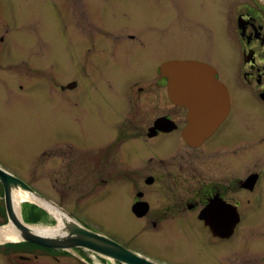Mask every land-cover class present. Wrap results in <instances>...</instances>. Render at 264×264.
Instances as JSON below:
<instances>
[{
	"label": "flooded vegetation",
	"instance_id": "af4514ba",
	"mask_svg": "<svg viewBox=\"0 0 264 264\" xmlns=\"http://www.w3.org/2000/svg\"><path fill=\"white\" fill-rule=\"evenodd\" d=\"M58 35L68 46L83 39L82 59L67 51L66 80L73 79L60 89L72 93L74 105H84L91 120L81 160L93 168V191L84 202L114 211L127 235L111 238L78 222L149 263L177 264L149 253L143 240L193 234L216 245L217 260L230 264L239 232L264 225L252 221L263 203L264 127L262 135L245 137L255 131L254 120H264V0H0L2 93L20 96L16 92L31 81L27 71L57 70V59L49 55L55 50L50 38ZM27 37L37 45V62L25 56L32 50L23 47ZM174 61L204 65L227 90L224 117L201 141H185L189 110L169 98L160 72ZM116 69L122 73L117 80L107 72ZM10 70L23 72L22 83H10ZM105 87L112 94L83 98ZM72 144L66 146L75 152ZM108 182L114 187L107 189ZM49 201L66 212L64 201ZM71 202L74 211L82 210L79 201ZM136 231L145 233L130 235ZM0 255V264H127L85 247L51 249L21 241L0 244Z\"/></svg>",
	"mask_w": 264,
	"mask_h": 264
},
{
	"label": "rangeland",
	"instance_id": "374dc122",
	"mask_svg": "<svg viewBox=\"0 0 264 264\" xmlns=\"http://www.w3.org/2000/svg\"><path fill=\"white\" fill-rule=\"evenodd\" d=\"M46 25L49 29L52 26L50 22ZM87 30L92 33L94 31L92 26ZM81 37L83 38L84 35L82 34ZM82 38H78L79 41L81 40L79 44L74 42L73 45L68 46L65 37L61 38L59 35L51 37L55 50L54 54L49 56L57 59V70L47 69L44 66L38 70L27 71L31 81L26 83L23 91L16 92V95L20 96H8L9 93L6 94L8 90L3 93L0 90V168L26 183L46 200L64 201L66 213L73 212L77 221L111 238H119V234L127 235V232L116 218L114 211L103 212L98 206L92 207L91 203L84 202L85 194L93 191V168L85 166L81 160L88 153L83 145L89 139L91 120L86 116V107L75 106L71 98L72 93L60 89V86H65L67 81L73 79L69 76L66 80L69 73L67 51L73 53L76 51L82 59ZM23 43L25 44L23 47L29 45V48H32L25 53L26 58L37 62V55L34 52L37 45L34 39L27 37ZM16 70H10L6 75L14 86L25 79V76L22 77L23 72L21 71L19 75ZM120 71L116 69L107 72L117 80L120 76L122 77ZM129 73L135 74L134 71ZM99 94L112 93L108 88H102L99 92L90 89L89 92H85L83 98H98L94 95ZM146 104L147 100L144 101V105ZM253 124L255 131L245 134L247 139L252 140L255 135H262L260 133L264 127V120H254ZM91 131L94 130L91 129ZM260 139L261 137L256 138V140ZM72 141L75 143L72 144ZM67 144H72L75 152H71ZM250 149L248 147L247 151ZM242 154L243 152H237L236 156ZM113 185V182H108L107 189L114 187ZM261 186L263 203L253 222L264 220V178ZM89 197L87 194V200ZM235 197L243 205L244 198L237 194ZM71 198L80 202L82 210L74 211L75 209L70 208V205H74ZM4 212L3 199H0V225L7 223ZM20 217L24 223L33 226L53 227L55 225L52 215L29 202L21 204ZM32 217L37 220L31 221ZM144 233L136 231L130 232V235L141 237ZM239 233V238L233 241V252L232 255L230 253L229 263L264 264V225L260 227V230L248 232L241 230ZM149 238L139 242L140 245L149 253L167 258L177 264H226L217 260L219 257L218 255L216 257L218 252L216 245L206 240H198L193 234L186 235L185 238L173 234L152 235Z\"/></svg>",
	"mask_w": 264,
	"mask_h": 264
},
{
	"label": "water",
	"instance_id": "95a60500",
	"mask_svg": "<svg viewBox=\"0 0 264 264\" xmlns=\"http://www.w3.org/2000/svg\"><path fill=\"white\" fill-rule=\"evenodd\" d=\"M160 72L167 79L169 98L189 110L188 126L183 133L185 141L192 143L209 136L227 111L228 93L224 85L214 77V73L209 68L199 63L174 61L162 65ZM0 184L3 188V203L7 218V224L4 226L12 227L15 241L51 249L70 250L74 247H85L109 260L127 264H152L123 250L110 239L85 229L65 211L40 197L26 183L2 169H0ZM13 191L32 195L37 201L54 208L60 214V221L44 205L34 203L54 217L56 225L49 228L57 227V233L50 236L35 234L28 228L29 225L21 223L14 212ZM212 233L219 236L225 234L220 230H212Z\"/></svg>",
	"mask_w": 264,
	"mask_h": 264
},
{
	"label": "bare ground",
	"instance_id": "6f19581e",
	"mask_svg": "<svg viewBox=\"0 0 264 264\" xmlns=\"http://www.w3.org/2000/svg\"><path fill=\"white\" fill-rule=\"evenodd\" d=\"M12 200H13V205H14V212L16 214L17 219L21 222L24 223L21 220L20 217V206L23 202H29V203H37L44 205L50 213L55 216L56 219L60 221V214L52 207H50L48 204H43L36 199L33 198L32 195H29L27 193H22L20 191H13L12 192ZM28 228L31 229V231L35 234H40V235H55L57 233L58 228H49V227H42V226H28ZM7 241H15V235L13 232V229L10 225L4 226L0 228V244L5 243Z\"/></svg>",
	"mask_w": 264,
	"mask_h": 264
},
{
	"label": "trees",
	"instance_id": "16d2710c",
	"mask_svg": "<svg viewBox=\"0 0 264 264\" xmlns=\"http://www.w3.org/2000/svg\"><path fill=\"white\" fill-rule=\"evenodd\" d=\"M30 220H31V221H33V220H37V218L33 219V217H32Z\"/></svg>",
	"mask_w": 264,
	"mask_h": 264
}]
</instances>
